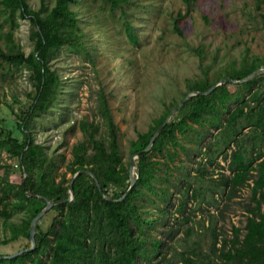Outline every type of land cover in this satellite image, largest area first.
I'll list each match as a JSON object with an SVG mask.
<instances>
[{"label":"trees","instance_id":"obj_1","mask_svg":"<svg viewBox=\"0 0 264 264\" xmlns=\"http://www.w3.org/2000/svg\"><path fill=\"white\" fill-rule=\"evenodd\" d=\"M104 1L109 2L110 9L114 10L120 8V3L127 5L133 0ZM195 1L181 0L184 14L178 11L169 15L172 31L181 38L183 33L178 22L191 15ZM258 1L264 3V0ZM81 4L82 0H53L49 7L46 0H41L40 8L35 11L26 0H0V68L5 71L27 69L33 91L26 100L28 104H21L17 112L5 103L12 119L0 117V149L16 158L23 172L19 184L8 181L7 171L0 179V221L4 231L8 232L0 238V247L14 243L20 237L30 241V223L45 207L46 201L60 202L69 197L70 179L65 173H59L60 165L55 155L34 142L29 128L32 121L56 101L60 79L51 68L52 58L67 49L91 61L87 34L79 25ZM17 15L28 18L30 23L32 49L28 53L15 40L19 28ZM123 27L128 39L136 44L137 38L127 18ZM263 65L264 58L242 57L238 66L232 62L214 80L209 79L207 69L198 77L187 80L178 99L162 102L164 110L161 115L152 120L146 131L137 132L136 139L130 143L134 154L146 149L169 113L186 96L203 93L186 99L163 127L150 151L139 156L152 153L157 160L150 162L147 175L135 177L134 186L121 201L117 200L130 186V163L123 161L118 129L108 104L103 97L100 98L98 113L104 121L105 131L101 132L100 125L94 121L81 120L82 140L72 146L71 160L66 164L71 176L81 170L88 172L74 180V199L49 210L53 218L46 229L41 230L36 224L32 251L0 259V264H172V257H167L164 251V243L152 236L151 231L156 230L168 214L165 206L158 207V201L166 202L169 192L166 185L171 183L168 177H175L171 171L178 169L177 165L173 169L169 164L174 162L178 149L187 151L178 134L187 139L189 132L196 128H202L204 133L196 134L194 143L202 134L217 130L214 141L204 152L207 163L212 165L218 155L229 160V175L221 173L217 183L223 196L231 200L242 187L249 186L251 202L245 209L247 215L243 229L233 227L231 239L219 237L212 223L215 217L211 215L207 251L203 252L198 242L192 243L194 247L178 254L177 264H264V89L250 91L258 79L264 80V75L260 73L245 80ZM222 79L237 82L239 90L230 93L226 87L230 82H226L209 92ZM245 90L249 91L248 97H244ZM235 100L239 104L228 111V104ZM243 129H249L252 137L242 135ZM231 144L235 149L228 154L225 148ZM57 157L63 159L60 155ZM89 173L98 182L104 196L117 202L103 198ZM204 173L205 169L200 178ZM188 191L186 188L178 206L180 214L185 212ZM197 194H201L200 191H194L190 198L196 199ZM150 195L157 200L149 199ZM153 203L157 210L152 217L150 211L143 208ZM14 211L26 214L20 223L12 222ZM191 234L189 229L186 237ZM30 246L29 243L23 249Z\"/></svg>","mask_w":264,"mask_h":264},{"label":"rangeland","instance_id":"obj_2","mask_svg":"<svg viewBox=\"0 0 264 264\" xmlns=\"http://www.w3.org/2000/svg\"><path fill=\"white\" fill-rule=\"evenodd\" d=\"M26 2L35 11L41 5V0ZM46 4L52 6L53 0H46ZM119 5L120 8L111 10L110 3L104 0H82L78 11L79 25L87 34L91 61L67 49L52 58L51 68L60 79L56 101L44 114L36 117L29 128L34 142L55 155L60 165L59 173H65L67 179L72 177L66 170L72 146L82 140L79 122L94 121L100 125L101 132L105 131L104 121L98 113L100 98L103 97L111 111L118 129L121 155L128 164L134 154L130 143L136 139L137 132L146 131L152 120L161 115L162 102L169 103L180 97L187 80L198 77L207 69L209 79L214 80L232 62L238 66L242 57L264 58V3L258 0H196L191 15L178 22L183 38L172 31L169 17L178 11L184 14L181 0H133L127 5ZM142 6L145 9H140ZM126 18L137 38L136 44L124 31ZM16 20L19 28L15 40L28 53L32 49L30 23L28 18L18 15ZM260 73L264 75V71ZM226 87L230 93L239 90L236 83H228ZM258 88L264 89V80L258 79L250 91ZM32 94L27 69L5 71L0 68V117L12 119L5 103L17 112L21 104H28L26 100ZM243 94L248 97L249 91L245 90ZM238 104L237 100L230 102L228 111ZM216 131L211 129L202 134L196 143L195 135L204 133L202 128L190 131L187 139L177 133L187 151L178 149L177 157L169 164L173 169L177 165L178 169L171 171L175 177H168L171 183L166 185L169 189L166 202L158 201V207L165 206L168 214L157 229L151 231L152 236L164 243V251L167 257H172V264H177L179 253L194 247L192 243L198 242L203 252L207 251L211 215L215 217L212 222L215 232L224 239H231L232 228L242 230L245 223V209L251 202L250 187H242L228 200L217 183L221 173L229 175V160L218 155L212 165L206 162L204 152L214 141ZM249 131L243 129L241 133L251 138ZM225 149L230 154L235 147L231 144ZM155 160L152 153L135 158L133 176L147 175L150 162ZM203 169L205 173L200 178ZM6 171L10 183L21 182L23 172L18 160L0 149V179ZM186 188L189 189L187 206L184 214H180L177 209ZM194 191L201 193L196 199L190 198ZM149 199L157 200L151 195ZM143 209L149 210L152 217L157 210L154 203ZM25 215L22 211H14L11 220L20 223ZM52 218V212L48 211L36 224L44 230ZM189 229L192 234L187 238ZM5 235L8 232L4 231L0 221V238ZM29 243L31 245L26 238L20 237L14 243L1 246L0 256L24 250Z\"/></svg>","mask_w":264,"mask_h":264},{"label":"water","instance_id":"obj_3","mask_svg":"<svg viewBox=\"0 0 264 264\" xmlns=\"http://www.w3.org/2000/svg\"><path fill=\"white\" fill-rule=\"evenodd\" d=\"M264 71V65L259 68L258 70L254 71L249 77H247L245 80L253 77L254 75L260 73ZM226 82H230V83H237L235 81H232L230 79H222L219 83L215 84L210 90L209 92H211L214 88H216L217 86L221 85V84H224ZM198 94H203V93H198V92H194V93H191L189 94L188 96H186L181 102L180 104L175 108L173 109L169 115L167 116V118L165 119V121L163 122V124L157 129V131L154 133V135L152 136V138L150 139L149 141V144L148 146L146 147V149L144 150H141V151H138L136 152L135 154H133L131 156V159H130V166H129V181H130V186H129V189L128 191L117 201H121L123 200L127 193L129 192V190L134 186L135 184V181H136V178L133 176V170L134 168H136V165L134 163V160L135 158H138L140 154L142 153H146V152H149L151 147L153 146L154 144V141L155 139L157 138V136L159 135V133L161 132V130L163 129V127L167 124V122L170 120V118L172 117V115L178 111V109L183 105V103L185 102L186 99H188L190 96H193V95H198ZM85 173H88L86 170H81V171H78L76 172L70 179V184H69V188H68V198L65 199V200H62L60 202H53V201H46V205L45 207L32 219L31 223H30V229H29V238H30V242H31V246L27 249H24V250H21L19 252H16L14 254H11V255H7V256H0V259H10V258H14V257H17L19 255H22L24 253H27V252H30L32 251L34 248H35V227H36V223L37 221L45 214L47 213L53 206L55 205H58L60 203H70L73 199H74V195H73V182L74 180L81 174H85ZM89 175L95 180L94 176L92 174L89 173ZM95 184L98 188V191L99 193L103 196V198H105L106 200L108 201H113L109 198H107L106 196H104V193L103 191L101 190L98 182L95 180ZM117 201H113V202H117Z\"/></svg>","mask_w":264,"mask_h":264}]
</instances>
